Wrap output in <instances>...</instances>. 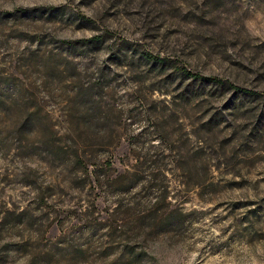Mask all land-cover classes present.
I'll return each instance as SVG.
<instances>
[{
	"label": "rangeland",
	"instance_id": "obj_1",
	"mask_svg": "<svg viewBox=\"0 0 264 264\" xmlns=\"http://www.w3.org/2000/svg\"><path fill=\"white\" fill-rule=\"evenodd\" d=\"M0 264H264V0H0Z\"/></svg>",
	"mask_w": 264,
	"mask_h": 264
},
{
	"label": "trees",
	"instance_id": "obj_2",
	"mask_svg": "<svg viewBox=\"0 0 264 264\" xmlns=\"http://www.w3.org/2000/svg\"><path fill=\"white\" fill-rule=\"evenodd\" d=\"M191 79L195 83H201L203 85L213 84V86L224 88L225 90H229V91L233 90V91L238 92V93L241 92L238 88H235L233 85L229 84L228 82L221 81L217 78H204V77L192 75Z\"/></svg>",
	"mask_w": 264,
	"mask_h": 264
}]
</instances>
